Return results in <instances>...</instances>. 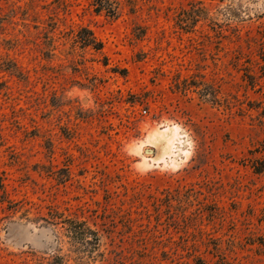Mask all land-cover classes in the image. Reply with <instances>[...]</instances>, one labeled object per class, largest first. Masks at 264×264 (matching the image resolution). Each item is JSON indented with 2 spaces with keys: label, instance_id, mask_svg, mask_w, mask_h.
Wrapping results in <instances>:
<instances>
[{
  "label": "rangeland",
  "instance_id": "374dc122",
  "mask_svg": "<svg viewBox=\"0 0 264 264\" xmlns=\"http://www.w3.org/2000/svg\"><path fill=\"white\" fill-rule=\"evenodd\" d=\"M0 264H264V0H0Z\"/></svg>",
  "mask_w": 264,
  "mask_h": 264
},
{
  "label": "trees",
  "instance_id": "16d2710c",
  "mask_svg": "<svg viewBox=\"0 0 264 264\" xmlns=\"http://www.w3.org/2000/svg\"><path fill=\"white\" fill-rule=\"evenodd\" d=\"M102 10H107L108 14H114V11L111 9V7L106 8L102 3L97 5V11H102ZM87 32V31H84ZM81 44L83 48L86 47H91L95 51H100L101 50V44L96 41V39L93 37V35L90 33L88 34L87 37H79V41H77ZM73 224V232L74 236L76 237L77 240L81 242H92L96 248L99 247L100 239L97 235V233L91 231L84 223H75L71 222ZM86 234H89L92 239H89V237L86 236ZM90 240V241H89Z\"/></svg>",
  "mask_w": 264,
  "mask_h": 264
}]
</instances>
